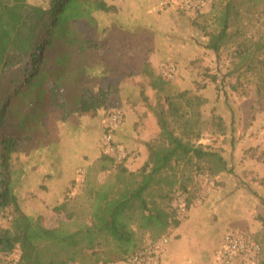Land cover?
I'll use <instances>...</instances> for the list:
<instances>
[{"label": "trees", "instance_id": "1", "mask_svg": "<svg viewBox=\"0 0 264 264\" xmlns=\"http://www.w3.org/2000/svg\"><path fill=\"white\" fill-rule=\"evenodd\" d=\"M26 1L0 0V213L8 218V224L0 226V264L12 263L9 255L17 245V264L109 262L111 249L103 248L108 245L116 247L123 260L140 245L136 230L158 238L178 225L167 201L175 192L185 193L195 173L217 176L227 170L220 153L199 142L198 108L205 98L187 91L167 92L169 79L154 75L145 62L142 71L166 104L164 109H154L159 135L143 142L146 160L136 171L118 163L113 180L87 182L82 190L87 222L73 230L63 222L53 228L43 226L38 217L22 212L14 184L25 189L29 179L36 177L35 168L50 164V178L59 177L61 171L55 170L62 158L54 150L57 146L47 151L32 146L34 140L48 136L50 112L58 110L62 119L72 114L81 118L107 106L110 88L91 91L83 81L99 75L96 67L86 69L85 59L98 31L94 12L108 13L113 6L105 0ZM256 11L264 26V0H217L208 12H213L216 26L205 32L206 47L218 53L240 32L236 25L240 17ZM235 51L238 65L255 70L258 90L264 95V32L257 42H239ZM21 154V168H13ZM98 162L107 169L115 160L102 154ZM72 215L67 214V219ZM258 264L264 261L259 258Z\"/></svg>", "mask_w": 264, "mask_h": 264}, {"label": "rangeland", "instance_id": "2", "mask_svg": "<svg viewBox=\"0 0 264 264\" xmlns=\"http://www.w3.org/2000/svg\"><path fill=\"white\" fill-rule=\"evenodd\" d=\"M40 1L47 0L26 2ZM209 1L206 12L196 17L175 7L154 6V0H143V3L140 0H105L109 5L114 4L113 9L108 13L94 12L98 31L93 36L94 47L86 51V69L91 66L98 71L97 65H101L98 71L101 77L84 80L83 84L91 91L98 87L111 90L105 108L85 115L99 122L101 128L93 123L92 128L83 129L78 125L76 114L62 119L58 110L49 113L47 124H51L52 131H57L52 135L58 138L61 146L67 187L63 197L54 201L48 196V191L54 188L49 187L52 182L46 173L52 164L45 165L41 172L35 168L40 176L44 174L43 178L31 177L23 190L16 189L17 184H14L23 213L38 217L45 227H56L63 222L73 230L81 222H87V199L82 192L87 182L97 185L113 180L118 163L129 171H136L148 154L143 142L159 135L154 109H164L166 104L164 97L150 87L149 77L142 71L143 64L147 62L149 70L159 75L161 65L172 62L176 65V73L165 90L170 93L187 91L189 95L205 98V103L198 108L199 142L218 151L227 164L226 171L210 175V180L205 173H195L183 193L187 212L185 215L176 213L175 218L182 223L190 218L189 211L196 208L193 228L175 234V228L170 226L161 234L167 235L169 240L175 237L178 242L179 254L172 264H220L218 245L222 235L231 229L247 232L259 242L260 261H264V95L258 90L255 70L238 65L235 51L239 42L248 39L254 43L261 39L263 18L257 11L244 14L236 22L238 35L215 53L206 47L208 35L205 32L213 31L216 26L213 12H208L217 0ZM109 29L116 32L112 31L108 40L101 38L108 37ZM100 56L105 61L103 64ZM72 88L70 85L68 92ZM110 111H119L123 116L114 133V141L126 155L123 161H115L107 169H101L98 160L104 154L103 122ZM125 118L129 120V128L140 132L131 134L133 138L126 142L116 138ZM22 155H18V161H13V168H21ZM79 170L83 173L79 174ZM61 203L64 208L55 211L54 207ZM175 204L172 195L167 201L168 208L176 211ZM70 213H73L72 218L67 219ZM7 224L6 213H0V226ZM192 229L196 240L189 244L183 237ZM135 238L141 244L151 236L146 230H136ZM103 248L111 249L107 254L112 261L132 264L121 260L113 245Z\"/></svg>", "mask_w": 264, "mask_h": 264}, {"label": "built area", "instance_id": "3", "mask_svg": "<svg viewBox=\"0 0 264 264\" xmlns=\"http://www.w3.org/2000/svg\"><path fill=\"white\" fill-rule=\"evenodd\" d=\"M209 0H158V6L175 7L182 10L188 15L196 17L199 14L206 12L209 8ZM176 73V65L172 62L162 64L160 74L165 79H171ZM123 116L119 111H110L106 114L103 122L102 149L104 154L112 157L115 161L121 162L125 158L124 149L117 145L114 141V133L121 125ZM79 174L83 171L79 170ZM206 179L210 180V175L205 174ZM174 195L175 212L178 215H185L187 207L184 201V195L177 192ZM10 219V216H9ZM169 242L167 235H162L158 238H148L130 254L125 260L132 264H160L161 257L165 246ZM261 246L247 232L231 229L226 231L218 245V260L220 264H258L260 258ZM20 249L18 245L9 258L11 264H17L19 261ZM96 264H118L115 261L98 262Z\"/></svg>", "mask_w": 264, "mask_h": 264}, {"label": "crops", "instance_id": "4", "mask_svg": "<svg viewBox=\"0 0 264 264\" xmlns=\"http://www.w3.org/2000/svg\"><path fill=\"white\" fill-rule=\"evenodd\" d=\"M156 1L157 0H154V2H153L154 6L157 5V3H158V1L157 2ZM140 2L143 3V0H140ZM112 5H114V4H112ZM154 6H153V8H154ZM112 31H113V33L116 32L115 29H113V30L109 29L108 37L105 35V36H102L101 38H104V39L107 38L106 40H108L110 38V35H111ZM99 38H100V36H99ZM100 59H101V63L103 64L105 61L102 59L101 56H100ZM100 66H98V67H100ZM98 71H100V70H98ZM93 77H95L94 74H93ZM85 80H87V79L85 78ZM86 117H88V116H83L81 118H76L77 121H79L78 125L79 126H83L84 127L83 129L92 128L93 127V123L98 128H101L100 124H98L99 122H96L94 119L91 121L90 118H86ZM60 118H61V116H60ZM60 120L63 122L62 119H60ZM62 122L60 123L61 128L64 126ZM50 125H51L50 123L47 124L48 136L45 137V138L34 140L32 146H35V148H38V146H40V149H43L44 151H47V149L51 148L50 147L51 145L52 146L56 145L57 146L56 149L54 148L55 152L57 154H59V155H62L61 146L59 144L58 138L57 137L54 138V136L52 135V134H57V131H52V128H51ZM68 125L70 126V122L68 123ZM129 126H130L129 125V120L127 118H125L124 124L116 132V138L118 140L126 142V141L130 140V138L131 139L133 138L131 136V134H133V135L140 134V132H138L139 131L138 129L134 130L132 127L129 128ZM100 133H101V129H100ZM61 158H62V156H61ZM43 167L44 166H42L40 168L37 167L38 169H36V171H40L41 172L43 170ZM56 167L57 168H56L55 171L60 170L61 173H60L59 177H56L55 179L54 178L53 179L50 178V181L52 182L51 183L52 185H50L49 187H52L54 189L48 191V196H50L54 201H57V200H59V198L61 199L63 197V191L67 187V186H65L66 177H65V174H64V171H63L62 163L60 165H57ZM37 175H38V173H36V177L35 178H37ZM43 176H44V174L41 175V178H43ZM195 210H196V208H193V209H191L189 211V216H190L189 219H187L186 221H184L182 223L179 222V219H178V222H179L178 225L172 226L173 228H175V234L177 233V231L179 233L183 232L184 229L186 231V229L188 227H192L193 228V213H194ZM88 215H89V212H88ZM48 228H53V227H48ZM183 239H186L187 242H189V244L195 242L196 239L193 236V229L191 230L190 234H188L187 236H184ZM177 245H178V242H177V240H175V237L170 238L169 242L167 243V245L164 248L160 264H172L174 262V259L179 254V246L177 247Z\"/></svg>", "mask_w": 264, "mask_h": 264}]
</instances>
